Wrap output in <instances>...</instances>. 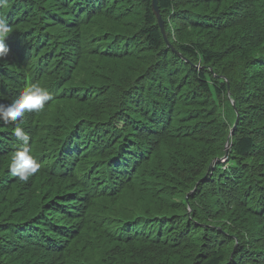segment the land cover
<instances>
[{"label": "trees", "instance_id": "trees-1", "mask_svg": "<svg viewBox=\"0 0 264 264\" xmlns=\"http://www.w3.org/2000/svg\"><path fill=\"white\" fill-rule=\"evenodd\" d=\"M158 7L168 40L152 0L0 7V103L53 97L0 121V264H264V0Z\"/></svg>", "mask_w": 264, "mask_h": 264}, {"label": "clouds", "instance_id": "clouds-1", "mask_svg": "<svg viewBox=\"0 0 264 264\" xmlns=\"http://www.w3.org/2000/svg\"><path fill=\"white\" fill-rule=\"evenodd\" d=\"M9 0H0V7H3ZM12 32L11 26L5 17L0 16V61L6 59L10 48L6 44L7 38ZM53 99L51 93L40 86L31 85L9 104L0 103V121L4 123H15L22 121L25 113H39L44 110L46 104ZM17 140L22 141L23 147L16 151L11 159L9 171L22 182H27L40 170V163L30 154L27 147L30 136L22 127L16 126L13 130Z\"/></svg>", "mask_w": 264, "mask_h": 264}, {"label": "water", "instance_id": "water-1", "mask_svg": "<svg viewBox=\"0 0 264 264\" xmlns=\"http://www.w3.org/2000/svg\"><path fill=\"white\" fill-rule=\"evenodd\" d=\"M152 6H153V10H154L155 15L158 18L159 25H160V27L162 29V32H163V34L165 36V39L168 40L167 36H166L165 28H164V22H163V19H162V16L160 14V10H159V7H158V0H152Z\"/></svg>", "mask_w": 264, "mask_h": 264}, {"label": "rangeland", "instance_id": "rangeland-1", "mask_svg": "<svg viewBox=\"0 0 264 264\" xmlns=\"http://www.w3.org/2000/svg\"><path fill=\"white\" fill-rule=\"evenodd\" d=\"M228 145H229V144H228ZM228 145H227V146H228ZM229 148H230V145L227 147V149H229Z\"/></svg>", "mask_w": 264, "mask_h": 264}]
</instances>
